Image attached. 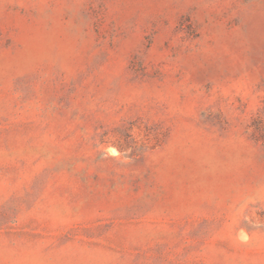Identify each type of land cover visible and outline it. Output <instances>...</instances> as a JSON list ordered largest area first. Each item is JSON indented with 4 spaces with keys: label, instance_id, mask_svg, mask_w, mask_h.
I'll return each mask as SVG.
<instances>
[{
    "label": "rangeland",
    "instance_id": "obj_1",
    "mask_svg": "<svg viewBox=\"0 0 264 264\" xmlns=\"http://www.w3.org/2000/svg\"><path fill=\"white\" fill-rule=\"evenodd\" d=\"M0 264H264V0H0Z\"/></svg>",
    "mask_w": 264,
    "mask_h": 264
}]
</instances>
